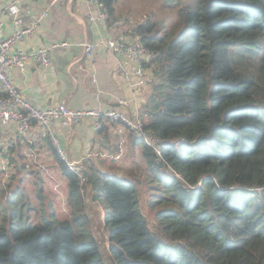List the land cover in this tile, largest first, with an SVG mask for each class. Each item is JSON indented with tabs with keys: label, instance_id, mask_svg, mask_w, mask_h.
Segmentation results:
<instances>
[{
	"label": "trees",
	"instance_id": "1",
	"mask_svg": "<svg viewBox=\"0 0 264 264\" xmlns=\"http://www.w3.org/2000/svg\"><path fill=\"white\" fill-rule=\"evenodd\" d=\"M99 1L108 25L119 22L117 0ZM178 13L177 29L149 18L130 32L150 52L155 77L141 111L162 161L134 140L157 223L140 210L136 178L81 168L103 204V256L77 176L54 156L71 209L58 220L24 201L20 185L11 189L29 166L10 157L0 264H264V0H188Z\"/></svg>",
	"mask_w": 264,
	"mask_h": 264
},
{
	"label": "crops",
	"instance_id": "2",
	"mask_svg": "<svg viewBox=\"0 0 264 264\" xmlns=\"http://www.w3.org/2000/svg\"><path fill=\"white\" fill-rule=\"evenodd\" d=\"M51 0H0V22L5 33L12 29L11 18L6 12L10 2L18 4L25 12L24 23L35 20L49 9L47 17L40 20L37 29L18 45L25 52L46 46L53 42L93 41L102 38L131 40L129 29L118 26V22L108 25L107 18L90 22L88 15H98V7H88L84 0H65L50 6ZM118 57L102 45L95 50L94 58L86 56L81 48H57L51 52V66L47 69L28 61L24 71L13 68L11 75L23 96L38 108L65 104L70 109H90L101 106L103 109H115L126 116H133L142 110L151 90V84L145 87L136 84V77L129 73L125 78L117 72ZM124 101L120 104L119 101ZM14 125L10 124L0 131L1 143L12 139ZM60 145L69 160L83 159V167L103 169L102 164L108 158L132 168L141 159V147L129 130L120 123L105 121L99 131H95L90 120L78 125L62 128L53 126ZM39 130L33 127L30 133L14 142L11 157L17 162L27 163L40 170L58 164L53 149L47 139H42ZM131 136V138H130ZM113 148H117L112 151ZM55 153V152H54ZM13 165L12 163H10ZM127 166V167H126ZM49 169V168H47ZM45 171V170H44ZM44 171L40 173L44 175ZM101 171V170H100ZM113 171V170H112ZM115 172V171H113ZM54 194L65 204L68 195L67 179L60 181L58 188L52 186Z\"/></svg>",
	"mask_w": 264,
	"mask_h": 264
},
{
	"label": "built area",
	"instance_id": "3",
	"mask_svg": "<svg viewBox=\"0 0 264 264\" xmlns=\"http://www.w3.org/2000/svg\"><path fill=\"white\" fill-rule=\"evenodd\" d=\"M65 0H51L50 6ZM88 7L96 5L100 11L98 15H88L90 22L102 21L107 18V10L99 0H84ZM6 12L11 18L12 29L5 33L0 22V131L7 125H14L12 139L1 143L0 140V180L9 176L10 164L7 160L8 152L14 147L17 138L31 132L33 127L39 130V136L47 139L56 156L67 166L68 170L78 178V187L83 194L86 179L81 172L83 159L69 160L65 150L61 147L57 133L53 130L55 124L62 128L78 125L84 120H90L95 131H99L105 121L123 124L134 139L141 140L162 161L159 140L155 133L144 127L145 117L137 110L133 116H126L115 109H103L101 106L90 109H70L61 103L46 108H38L25 99L22 91L16 86L11 75L13 68L24 71L28 61L47 69L51 66V52L57 48H81L83 53L94 58L95 50L102 45L113 55L118 57L117 72L128 78L132 73L136 77V84L141 87L152 84L155 80L151 69L147 67L150 52L137 39L122 40L119 38H102L97 42H53L41 46L33 51L25 52L18 47L27 37L37 29L40 20L47 17L49 9L44 10L39 17L28 24L24 23L25 12L17 3L10 2ZM123 104L124 101H119Z\"/></svg>",
	"mask_w": 264,
	"mask_h": 264
},
{
	"label": "rangeland",
	"instance_id": "4",
	"mask_svg": "<svg viewBox=\"0 0 264 264\" xmlns=\"http://www.w3.org/2000/svg\"><path fill=\"white\" fill-rule=\"evenodd\" d=\"M186 3H188V0H117L115 13L117 16L116 18H118L119 21L118 26H124L126 29L128 28L130 35L131 29L134 26L143 22L145 19L150 18L153 20H163L167 30L177 29L175 27L181 24L178 11ZM116 149L117 148H113L112 151H115ZM53 155L55 156L56 154L53 152ZM10 157L11 154H8V162ZM54 159L56 160V157H54ZM137 159L140 163V157H137ZM113 161L114 160L109 158L105 160V163L102 164L103 169L100 170L103 172L110 171L112 173L115 171L118 175L136 178L139 182L137 188L140 210L150 225L154 223L156 224L157 222L154 217L155 211L159 206L152 207L150 205V202L154 198H152L149 189L150 183H146L144 180L145 176L142 175L145 166L140 164L137 169H135L136 166H133L131 169L128 168L129 170H127L124 167L127 162L117 165ZM26 165L29 166V168L26 166L29 172L27 173L25 169L21 171L19 170L11 183V189H14L16 185H20L19 192L24 191V201L29 202L32 206H43L42 208L45 211L53 212L55 218L58 220L69 218L71 216L70 207L66 202L64 204L62 200L59 199L58 195L54 194L52 189V186L54 189L55 187L58 188L60 181L65 182V177L61 174L58 164L51 165L53 167H47L49 169L43 164L40 170L27 163ZM12 170L13 166L10 165L8 174H10ZM40 171H44L46 178L40 173ZM19 177H21V182H18ZM3 183L4 180H0V203L4 200L6 194V190L2 188ZM40 190L42 193L40 194L41 198L39 199ZM84 190L85 192L82 195L84 197L85 214L89 220V227L100 251L103 252V256H106L108 253L105 252V246H108V239L104 229L103 204L91 198L89 187H84ZM48 202H50L49 205ZM31 218L37 220L38 216L32 213ZM106 263L110 264V261L106 260Z\"/></svg>",
	"mask_w": 264,
	"mask_h": 264
}]
</instances>
